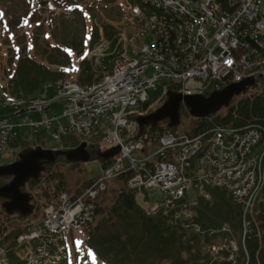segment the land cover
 Returning <instances> with one entry per match:
<instances>
[{
  "label": "built area",
  "instance_id": "2783aa9c",
  "mask_svg": "<svg viewBox=\"0 0 264 264\" xmlns=\"http://www.w3.org/2000/svg\"><path fill=\"white\" fill-rule=\"evenodd\" d=\"M128 11L138 18L136 32L123 37L128 47L123 38L118 41L110 59V54L97 56L103 67L93 82L71 76L42 86L34 98L10 94L0 101V157L16 152L11 141L20 134L44 131L55 140L79 134L89 145L95 140L100 147H92L103 151L120 147L81 195L70 200L62 193L67 208L52 205L44 224L28 227L20 236L25 264H66L71 234L88 233L98 199L115 178H124L128 188L139 191L147 216H166L183 233L220 239L205 243L204 250L210 252L240 249L227 224L205 228L196 220L198 197H208L207 187L226 189L242 206L239 251L249 264L246 238L249 215L263 185L264 130L215 124L190 135L166 130L136 137L134 121L146 113L142 107L159 86L164 93L175 85L184 94H204L248 76L264 78V0H228L227 6L218 0H138L129 3ZM55 104L62 107L59 113ZM26 112L50 116L22 117ZM191 189L196 195L188 194ZM53 237L60 239L59 248L46 262L43 257L49 256ZM7 261L0 246V264Z\"/></svg>",
  "mask_w": 264,
  "mask_h": 264
},
{
  "label": "trees",
  "instance_id": "16d2710c",
  "mask_svg": "<svg viewBox=\"0 0 264 264\" xmlns=\"http://www.w3.org/2000/svg\"><path fill=\"white\" fill-rule=\"evenodd\" d=\"M137 1L129 0L111 7L103 5L95 11L93 9L95 3L89 0H54L57 7H68L70 14L78 17L82 28L80 41L76 39L67 42L56 41L54 32L57 28L65 29L68 25L69 27L75 25L74 20L66 18L63 13L58 16L55 12H51L49 18L45 20L41 19L42 11L34 12L30 21L35 25L32 27L29 42L25 32L13 40L10 38L5 40V44L9 46L8 65L12 66V69L4 73L7 87L3 89L12 93H33L47 81L63 77L65 73L51 70L49 63L72 64L74 58L80 56L86 46H93L102 37L115 38L119 33L116 23L120 26L125 23L127 4L130 2L134 4ZM218 1L224 6L228 5V0ZM26 3L31 8L30 2ZM100 14L102 16H99ZM99 24L104 32L102 35L99 34ZM124 30L130 33L131 27L124 25ZM40 36L44 42V50L51 51L52 56L49 58H44L40 49ZM93 73L92 64L85 59L78 66L77 80L89 83ZM170 91L176 93L177 87L171 85ZM151 94L153 96L156 92ZM148 104L149 101L143 106L147 107ZM215 124L231 127L255 125L264 130V79H261L260 83L245 96L235 98L224 115L216 114L199 118L196 126L189 133L210 129ZM165 130L178 133L177 128L170 127L169 124L166 127L150 125L145 128V131L161 133ZM27 136L20 134L11 141V146L19 147L26 143L24 138ZM100 138L98 137L97 140ZM28 142L43 144L40 133L33 134ZM80 142L81 138L73 133L63 137L61 145H53L51 148L70 149L78 146ZM31 149L33 147L23 151ZM20 155L21 153L18 158ZM110 162V159L102 160V167L108 166ZM47 166L52 165H45ZM6 178L0 177V181ZM31 181L35 183L38 180ZM2 184L4 182H0V186ZM207 192L209 198H198L197 221L205 228H217L227 222L237 233L242 227L241 203L235 201L225 189L208 187ZM249 221L250 230H253L252 236L249 234L246 238L251 261L249 264H264V178L262 190L255 199ZM258 233L259 235H256ZM10 238L11 235L5 236L0 240V244L6 245ZM205 239V242L209 240L208 237ZM203 243L201 235L181 232L166 216H147L137 200L136 192L124 186L114 197L106 215L97 221L90 236L89 246L108 264H207L209 253L202 250ZM7 264H24L22 255L10 250Z\"/></svg>",
  "mask_w": 264,
  "mask_h": 264
},
{
  "label": "rangeland",
  "instance_id": "374dc122",
  "mask_svg": "<svg viewBox=\"0 0 264 264\" xmlns=\"http://www.w3.org/2000/svg\"><path fill=\"white\" fill-rule=\"evenodd\" d=\"M25 1L27 2V0H0V14H2L0 15V84H2V87L0 86V101L2 99H6V97L8 96L10 97V94L11 95L16 94V95H21L22 97L28 96V97L34 98L36 97V95L37 96L39 95V91L42 86L46 84L48 85L52 84L53 82L58 81L60 79L64 80L65 78L71 77L70 72L67 70L65 71L66 75H64L63 77L57 78L55 80L47 81L46 83L42 84L40 89H36L33 93H26V94L24 92L12 93L8 90L3 89L7 87V80L4 78L5 77L4 73L5 71L9 72L10 69H12V66L8 65L7 49L9 46L5 44V40L6 38H10L11 40H13L16 36L22 35V33L25 32L28 37V42H29L31 35H32L31 33L32 27L35 25L30 21L31 16L33 15L34 12L42 11L43 15L41 19H45V20L49 18L51 12H55L58 16L62 15L63 13V15L66 18L74 20V23L77 26L74 25V26L69 27L68 25L67 28L65 29L57 28L55 30L54 34L56 35L55 37L56 41L67 42L73 39H76V41H80V38H81V33H82L81 23L78 20V17H74L70 14L68 7L67 8L65 6L57 7L53 0H33V4L31 5V8H30ZM30 1L32 2V0ZM89 1H92L93 3H95L93 6V9H95V11L100 9V6H103V5H107V7H111V5L121 4V2H129V0H89ZM51 7H53V9H51ZM128 9H129V3L127 4V8H125L126 17L124 20L125 21L124 25L126 27H131V25L137 24L136 26H138V18L130 15L128 13ZM150 14L151 13H147V15H149L148 16L149 18L152 17ZM99 16H102V15L100 14ZM150 21L151 20H148V22ZM116 25L119 27V33L116 35L115 38L109 39L106 37H102L100 40L95 42L93 46H86L82 54L78 57H75L73 60V63L80 64L81 61L86 59L90 64H92L94 73L92 75L91 81L95 79L96 75L100 74L101 67H103L102 66L103 63H101L99 66V63L96 61L97 56L99 54H103L105 55L106 58H108V55L110 54L108 58L110 59L113 56V54L115 55V51H117L119 48V47H116L118 41L120 43L122 38L125 36V34H128V32L124 30V25L120 26L119 23H116ZM99 27H100L99 34L102 35V33L104 32L100 24H99ZM134 32H136V30L131 29V33H134ZM102 43H106V45H108V43L109 44L111 43L112 45L106 47ZM39 45H40V49L43 53L44 58H49L50 56H52V54H50L51 51L49 49L44 50V46H43L44 42L42 41V36H40ZM124 46L125 47L129 46V42L125 41V39H124ZM95 47L98 49L96 52H94L95 53L94 54L95 57H94L91 52ZM113 48L115 51L112 50ZM88 49L89 51H87ZM181 50L183 52V49ZM84 55H85V58L82 59ZM111 63H113V60H111ZM64 65L65 64L59 65L57 63H49V68L53 71H57V70L62 71L61 68L66 67ZM66 65H70V64H66ZM158 88L160 90H157ZM158 88L152 92V93L156 92V94H154L153 96L152 94H150V98L148 100L149 101L148 106L142 107L143 109H147L146 113L138 115L137 118L155 111L158 107H160L167 100L170 90L167 93L166 92L164 93L161 91V86H159ZM52 93L53 91H51V94ZM176 93L184 94L178 90ZM184 95H194V94H184ZM233 101L234 99L231 101V103ZM182 105L180 108V122L176 126L177 132L179 134L185 133V134L190 135L191 133L189 132H191L193 127L196 126L199 118H195L191 116L188 109L184 106V104ZM54 106L56 108V113H59L60 109H62L61 105L55 104ZM226 111H227V108H222L220 111L217 112V114L224 115ZM45 116H50V114L49 113L42 114L40 112H26L22 115V117H28V118H32L36 120L37 119L41 120ZM134 123H135L134 127L136 129L139 128L137 119L136 121H134ZM167 124H169V119H166L157 125L166 127ZM128 125L129 124L127 123L126 126ZM147 127L148 126H146L145 128ZM145 128L143 130V133L151 132V131H145ZM125 129L127 130L128 127H126ZM137 131L138 133H136L135 136L139 137L140 128L139 130H136V132ZM98 135H101V133ZM98 135L92 138H96ZM77 136H79V134H77ZM40 140L43 142V144L41 145L39 143L34 144L31 142H28V143L26 142L22 144L21 146L16 147V153L7 152L5 155H3L0 158V164H7V163L15 161L18 158V155L22 153L24 149L29 148V147L36 148L38 146L44 145L43 148L45 147L50 148L53 145H56V146L61 145L60 144L61 140H55L51 136L49 131L41 132ZM90 143L92 145H95V146L97 145L100 147V145L96 143V141L93 139H90ZM99 147H96V150H100ZM100 151H103V150H100ZM102 160H105V159H98L94 157L90 159L88 162H73V161L71 162V161L66 160L64 157H59L55 161V163L51 164L52 166L45 167L43 172L40 174L41 178L37 182L33 183L31 180H29L25 184L24 188H22L23 191H26L30 194V197H31L30 204H32L33 206L32 211H30L29 214H27L26 216L23 215L19 211L13 212L11 214L7 213L3 207V203L4 201H6V199L0 198V240L4 239V237L7 235H11V238L7 240L6 245L0 244L5 254L8 256V253L10 250H15L19 254L25 255L24 253L26 252L25 244L21 241L22 238L20 239V236L21 237L24 236V234L28 231V227L31 228L37 224L39 225L42 223L44 224L45 219L47 218V214L49 213V209H51L52 205H54L56 209H59V208L61 209L62 207L64 208L66 207L65 202L64 203L62 202L63 192H66L68 197H70L69 198L70 200L74 199L75 195H81L85 191L86 187L90 185L91 180H93L94 178H96L98 175L102 173V169H104V167H102ZM8 181H9V178H6V180L3 179V181H0V182L7 183ZM106 185H107L106 192L103 193L98 199V204L101 203L100 209L99 211L98 210L96 211L97 216L94 220V223L88 228V233L85 235V239L87 240L88 244L90 241L91 233L95 225L97 224V221L100 218H102L103 215H106V213L109 211L110 207L112 206V201L114 197L118 194V191L124 186L127 187V184H126V181H124V178L112 179ZM130 190L135 191L136 194H139L138 190H135V189H130ZM189 194L196 195L194 190H190ZM225 224H227V227L231 229V233L229 236L235 240V243H237L240 249L232 250V249L225 248L224 251H218V252L209 251L207 264H246L247 259L241 256L240 251H239V250H243L242 239H241L244 236L243 226L236 233L234 228L227 222L223 223L221 226ZM241 224H242V221H241ZM252 231L253 230H249L248 234H251V233L253 234ZM77 232H81V231H77ZM252 234L250 236H252ZM71 235H75V234H71ZM81 235L83 234L81 233ZM256 235H259V233ZM59 241L60 239H58V237H53V239L51 240V243L53 246L47 249V251L49 252V256L45 255V257H43L46 262H50L52 255H54L58 251L56 249L59 248L57 245ZM220 241L221 240L218 238L214 239V242L220 243ZM83 242L84 241H81L80 238H76V247L73 248L72 254H76L78 257L77 256L72 257L73 264H79L78 262L79 260H81L80 261L81 264H87V260H89L88 254L90 253V251L86 252L85 249H82ZM209 242H211V240ZM230 257H232V260H230Z\"/></svg>",
  "mask_w": 264,
  "mask_h": 264
},
{
  "label": "water",
  "instance_id": "95a60500",
  "mask_svg": "<svg viewBox=\"0 0 264 264\" xmlns=\"http://www.w3.org/2000/svg\"><path fill=\"white\" fill-rule=\"evenodd\" d=\"M258 78H261V75L246 77L238 82L230 83L220 90L213 91L209 95H184L170 91L167 100L160 107L137 118L140 134L146 126L157 125L166 119H169L170 127H176L180 122L182 104L195 118L215 115L222 108L229 107L235 97L256 85ZM119 150V146L105 151L94 150L88 148L87 141H81L78 146L70 149L36 147L23 151L20 157L12 163L0 164V177H11L7 183L0 186V198L6 199L3 203L4 209L9 214L19 211L25 216L32 211L30 194L23 191L22 188L29 180L39 177L45 169V164H52L59 157L73 162H88L94 157L109 160Z\"/></svg>",
  "mask_w": 264,
  "mask_h": 264
},
{
  "label": "flooded vegetation",
  "instance_id": "af4514ba",
  "mask_svg": "<svg viewBox=\"0 0 264 264\" xmlns=\"http://www.w3.org/2000/svg\"><path fill=\"white\" fill-rule=\"evenodd\" d=\"M7 178H9V180L11 179V177H7Z\"/></svg>",
  "mask_w": 264,
  "mask_h": 264
},
{
  "label": "bare ground",
  "instance_id": "6f19581e",
  "mask_svg": "<svg viewBox=\"0 0 264 264\" xmlns=\"http://www.w3.org/2000/svg\"><path fill=\"white\" fill-rule=\"evenodd\" d=\"M10 163H12V162H10Z\"/></svg>",
  "mask_w": 264,
  "mask_h": 264
},
{
  "label": "snow or ice",
  "instance_id": "6c2138e0",
  "mask_svg": "<svg viewBox=\"0 0 264 264\" xmlns=\"http://www.w3.org/2000/svg\"><path fill=\"white\" fill-rule=\"evenodd\" d=\"M0 15H2V14H0Z\"/></svg>",
  "mask_w": 264,
  "mask_h": 264
}]
</instances>
